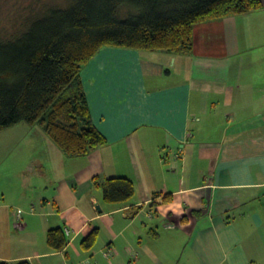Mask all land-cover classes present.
<instances>
[{"label":"crops","instance_id":"crops-1","mask_svg":"<svg viewBox=\"0 0 264 264\" xmlns=\"http://www.w3.org/2000/svg\"><path fill=\"white\" fill-rule=\"evenodd\" d=\"M260 2L194 25L190 56L101 49L81 81L106 143L67 158L33 132L23 163L0 164V262L264 264ZM113 178L133 183L127 203L103 200Z\"/></svg>","mask_w":264,"mask_h":264},{"label":"trees","instance_id":"trees-1","mask_svg":"<svg viewBox=\"0 0 264 264\" xmlns=\"http://www.w3.org/2000/svg\"><path fill=\"white\" fill-rule=\"evenodd\" d=\"M6 8L0 20V133L18 124L37 126L67 158L105 145L93 125L81 71L103 48L190 56L193 26L246 14L260 0H37ZM134 194L125 178L105 180L103 200L127 203ZM93 231L83 242L90 249ZM47 245H66L60 229ZM0 264H8L0 262ZM19 264H28L22 262Z\"/></svg>","mask_w":264,"mask_h":264},{"label":"rangeland","instance_id":"rangeland-1","mask_svg":"<svg viewBox=\"0 0 264 264\" xmlns=\"http://www.w3.org/2000/svg\"><path fill=\"white\" fill-rule=\"evenodd\" d=\"M37 0H0V20L6 18V8H11L12 6L19 5L23 7L25 3H33ZM41 2H45L49 5L56 6H65L66 0H40ZM19 7V8H20ZM32 133L29 135V133ZM33 132L39 133L41 138H45L47 142H50L49 139L44 135V133L37 127H30L26 124H18L14 127L3 131L0 133V164L2 162L8 163L6 161H18L19 163H23L25 161L22 160L25 153L23 151H29V142L28 136H31ZM51 143V142H50ZM52 144V143H51ZM21 147L20 152L23 156L18 155L16 148ZM18 155V157H17ZM2 168V167H1ZM0 168V169H1Z\"/></svg>","mask_w":264,"mask_h":264},{"label":"built area","instance_id":"built-area-1","mask_svg":"<svg viewBox=\"0 0 264 264\" xmlns=\"http://www.w3.org/2000/svg\"><path fill=\"white\" fill-rule=\"evenodd\" d=\"M106 257H108L109 256V252L107 251V252H105V254H104Z\"/></svg>","mask_w":264,"mask_h":264},{"label":"bare ground","instance_id":"bare-ground-1","mask_svg":"<svg viewBox=\"0 0 264 264\" xmlns=\"http://www.w3.org/2000/svg\"><path fill=\"white\" fill-rule=\"evenodd\" d=\"M86 94V93H85ZM104 140H105V138H104Z\"/></svg>","mask_w":264,"mask_h":264}]
</instances>
